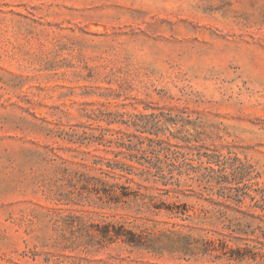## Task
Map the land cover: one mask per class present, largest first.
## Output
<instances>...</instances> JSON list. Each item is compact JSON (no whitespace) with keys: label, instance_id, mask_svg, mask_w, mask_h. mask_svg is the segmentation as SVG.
<instances>
[{"label":"rangeland","instance_id":"rangeland-1","mask_svg":"<svg viewBox=\"0 0 264 264\" xmlns=\"http://www.w3.org/2000/svg\"><path fill=\"white\" fill-rule=\"evenodd\" d=\"M205 153L245 166L228 214L260 212L264 0H0V264H211L99 230L123 223L148 243L171 226L168 207L212 208L191 180L187 196L152 181L108 195L113 182L136 190L147 168H218ZM96 159L138 174L113 179Z\"/></svg>","mask_w":264,"mask_h":264},{"label":"trees","instance_id":"trees-1","mask_svg":"<svg viewBox=\"0 0 264 264\" xmlns=\"http://www.w3.org/2000/svg\"><path fill=\"white\" fill-rule=\"evenodd\" d=\"M146 131L156 134L151 129H147L145 125L141 132ZM150 139L153 141L152 138ZM205 156H207V162H215L218 168L205 167L208 172H202L199 175H191L189 171H182V169L177 171V175L173 170L164 171V169H158L152 173L147 168L140 171V181L137 182L136 190L127 192L129 185L113 182L109 184L108 195H110L111 202L126 201V198H129L131 194L139 195L140 189L146 188L145 181H152L162 184L166 192L175 191L187 196L182 187L191 186L192 183H187L188 180H191L198 181L199 185L206 183L204 187L208 191L209 201L213 204L212 208L201 206L198 210L191 212V207L185 202L168 207L169 217L173 219L171 226L153 234L148 243H143L142 235L126 228L123 223L108 222L105 227L99 230L108 238L109 242L120 239L132 246H144L149 251L156 253L163 251L175 253L187 260L200 255L213 259L211 264H215V260L227 256L231 260L247 261V264L250 261L255 264H264V186L257 188L262 200V204L259 205L260 212L250 211L247 208L239 210L240 216L229 215L227 210H233L234 205L242 203L244 199L239 194L241 188L237 185L239 181L236 178L238 176L240 179L245 177V166L242 164L230 167L231 170L226 172L227 167L223 166L224 159L221 153H205ZM94 164L99 165L98 168L113 179L125 176L126 182L134 181V177H127L125 174H138L131 168H124L108 161L103 162L101 159L94 160ZM103 164L107 166L108 171L102 169ZM117 169L121 173L117 174ZM184 175H186L185 182L182 184ZM95 181L107 184L102 179L96 178ZM256 184L259 185V182L256 181ZM244 186L248 187L249 185L244 184ZM246 194L255 203H259V199H256L254 195L248 192ZM142 196L144 197V195ZM255 203L249 206L256 207Z\"/></svg>","mask_w":264,"mask_h":264}]
</instances>
